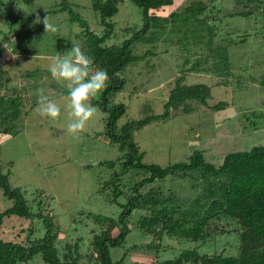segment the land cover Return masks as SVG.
I'll return each mask as SVG.
<instances>
[{
    "label": "rangeland",
    "instance_id": "374dc122",
    "mask_svg": "<svg viewBox=\"0 0 264 264\" xmlns=\"http://www.w3.org/2000/svg\"><path fill=\"white\" fill-rule=\"evenodd\" d=\"M68 1L78 6L74 10L88 23L90 31L100 36L102 28L91 7V0ZM192 1L197 0H177L165 15L181 11ZM211 1L221 8V20L214 17L212 23L217 26L215 44L227 47L226 70L220 65V59L210 54L208 49L195 44L194 40L179 41L180 35L170 34L168 29L152 45L137 43L131 47L134 56L147 51L152 54L125 69L122 75L124 89L110 99V107L123 104L126 108L118 126L162 114L171 90L181 77L183 85L205 84L211 89L207 106L187 101L188 106L195 108L191 113L186 114L180 106L169 110L167 120L149 123L134 132L143 164L166 168L187 162L192 153L199 150L208 163L218 167L230 153L264 145V16L256 12L250 18H224L227 12L240 10L235 1ZM59 4L60 0H0V41L5 38L0 62L6 68L5 78L9 80V86L18 89L2 93L12 98L17 94L23 97L21 110H24L12 129L10 125L5 126L10 128L9 134L0 135V167L3 174H9L11 187L24 191L31 210L50 217L57 227L60 259L66 245L78 243L80 264H90L93 236L110 227L112 236L118 233L110 222L95 224L89 214L117 220L121 207L112 203L109 190L105 194L99 190L100 183L109 181L113 172H119L121 166L118 161L122 152L106 136L107 114L98 108L84 130L75 135L67 130V125L73 120L70 109L62 107L57 121L42 118L34 111L36 97L29 93L36 87H45L58 103H64L58 97L66 93V87L54 81L48 72L55 54L66 53L58 50L57 44L71 43L83 47L85 41L82 28L69 20L68 13L46 14L57 10ZM42 14L57 26L56 33H44L43 24L34 23L37 17L43 20L45 15ZM113 21L116 23L115 35L106 42L107 46L120 44L132 36L122 30L138 29L142 24L140 10L129 0L119 5ZM196 62H199V70L187 72ZM217 66L219 71L215 69ZM99 97L98 94L89 102ZM220 102L226 107L212 111L211 107ZM110 162L114 163V169L107 165ZM144 177L147 175L143 171L131 170L123 176L122 183L130 186ZM194 183L192 179L168 177L154 182L145 190L155 188L163 194L174 192L183 199L194 198L198 193ZM38 203H41L40 208ZM118 203L124 205L126 198L120 197ZM10 206L11 202L0 191V212ZM144 214L139 210L132 212L127 222L130 231L124 246L109 248L112 262L161 263L177 258L183 251L192 250H197L200 255L237 256V225L230 219L220 216L211 221L207 242L201 245L167 235L158 240L144 234L137 226L139 217ZM10 219L3 220L0 226V238L4 241L25 246L28 240L44 236L42 220L36 218L30 225L28 220ZM30 226L33 233H30ZM147 244L156 247L149 249ZM26 264L46 263L37 255Z\"/></svg>",
    "mask_w": 264,
    "mask_h": 264
},
{
    "label": "trees",
    "instance_id": "16d2710c",
    "mask_svg": "<svg viewBox=\"0 0 264 264\" xmlns=\"http://www.w3.org/2000/svg\"><path fill=\"white\" fill-rule=\"evenodd\" d=\"M124 1L91 0V7L98 15V24L102 28L100 36L90 31L88 23L74 10V7L78 8V6L69 3L68 0H60L57 10L46 13H68L69 20L78 23L83 30L82 36L85 41L81 48L93 57L92 69L106 70L108 75L106 87L99 93L98 100H91L90 103L107 114L105 134L110 142L117 145L122 152L118 161L121 166L119 172H113L109 181L100 183L99 190L102 194L109 190L112 203L121 207L117 220L89 214L95 224L102 225L110 222L118 229V233L116 236H112L110 227L109 230H102L93 236L90 264H121V262H112L109 248L124 246L130 231L127 222L134 210L145 213L138 219L137 226L140 231L158 240L167 235L170 238L204 245L207 242L211 221L223 216L237 225L235 230L239 239L237 256L200 255L197 250H192L183 251L173 260L151 264H185L190 262L193 264H264V145L253 147L249 151L230 153L223 158L222 164L218 167L208 163L204 154L196 150L187 162L160 168L141 162L143 155L139 152L134 141L135 131H139L149 123L167 120L169 110L178 109L180 106H183L186 114L195 110L186 104L187 101H195L202 106H207V100L211 97V89L205 84L183 85L181 77L171 90L162 114L130 121L122 126L117 124L126 113L125 105L119 104L110 107V99L120 94L124 89L125 81L122 75L125 69L130 64L143 61L152 54L147 51L141 56H134L131 47L137 43L152 45L167 29L170 34L178 33L181 37L178 39L179 41L194 40L195 44L208 49L210 54L220 59V65H223L226 70L228 67L227 47L215 44L217 26L215 27V24L212 23L214 17L221 20L222 17L219 16L221 8L214 6V2L211 0L206 2L197 0L181 8V11L165 15L177 0H129L140 10L142 24L138 29L135 27L131 28V31L122 30L125 34L131 33L132 36L120 44L113 43L107 46L106 42L115 35L116 23L113 18L118 13L119 5ZM233 1L240 10L227 12L224 18L237 16L250 18L256 12H260L264 16L262 0ZM43 15L45 14L41 16ZM4 39L2 38L0 41V50L5 48ZM57 46L58 50L62 49L67 52L74 45L58 43ZM198 67L199 62H196L187 72H197ZM4 68L0 62V135L9 134V129L13 128V124L17 123L24 113V110H21L23 97L17 94L15 98H12L7 97L5 92L2 93L5 90L13 92L18 90L16 87L9 86V80L5 78L6 68ZM215 69L219 71L220 68L217 66ZM224 75H227V72ZM262 86L264 87V81ZM225 107L226 104L220 102L212 106L211 110L220 111ZM256 116L260 117L261 115ZM7 125H10V128L5 127ZM107 165L110 168H115L112 162ZM131 170L143 171L147 177L130 186L128 183L123 184V176ZM8 177L9 174H3L0 167V191L3 197L11 202L10 207L0 212V226L3 220H11V217L28 220L30 225L37 218L42 220L45 233L40 239L28 240L25 246L6 242L0 238V264H26L37 255H40L46 264H80L81 255L78 243L74 246L66 245L62 260L60 259L58 246L60 248L61 244L55 232L57 227L50 217L41 212L34 213L31 210L24 191L21 188L11 187ZM168 177L192 179L198 193L194 198L183 199L175 195L174 192L163 194L155 188L145 190L154 182L164 181ZM120 197L126 198L124 205L118 203ZM38 207H41V203H38ZM29 229L30 233H33L32 226ZM146 247L153 249L156 246L147 244ZM137 248L135 246V249Z\"/></svg>",
    "mask_w": 264,
    "mask_h": 264
},
{
    "label": "clouds",
    "instance_id": "9594fccd",
    "mask_svg": "<svg viewBox=\"0 0 264 264\" xmlns=\"http://www.w3.org/2000/svg\"><path fill=\"white\" fill-rule=\"evenodd\" d=\"M34 23H42L44 33L58 31L57 26L49 21L47 15L42 21L37 17ZM92 65L93 57L79 45L73 46L64 54L57 53L50 62L48 72L54 81L66 87V94L62 93L58 97L64 103H58L57 98L51 97L45 87H36L29 93L36 97L34 111L42 118L57 121L61 117L62 107L70 109L73 120L67 125V130L74 135L81 133L97 111V108L89 102L90 99L97 96L106 87L108 81L104 69L95 68L90 75Z\"/></svg>",
    "mask_w": 264,
    "mask_h": 264
}]
</instances>
